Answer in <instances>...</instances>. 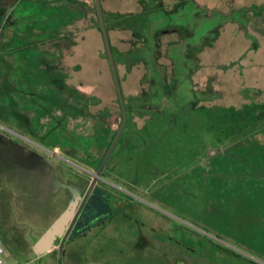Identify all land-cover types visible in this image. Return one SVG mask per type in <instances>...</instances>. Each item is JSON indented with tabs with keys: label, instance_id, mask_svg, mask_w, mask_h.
Returning a JSON list of instances; mask_svg holds the SVG:
<instances>
[{
	"label": "rangeland",
	"instance_id": "obj_1",
	"mask_svg": "<svg viewBox=\"0 0 264 264\" xmlns=\"http://www.w3.org/2000/svg\"><path fill=\"white\" fill-rule=\"evenodd\" d=\"M38 1L43 5L0 0L2 264H264V0H173L169 17L182 26L179 35L190 34L178 50L189 43L190 55L160 54L153 39L152 50L134 40L132 53L117 47L129 112L99 182L115 190L123 211L41 256L35 243L87 189L92 176L86 171L99 169L122 112L105 50L109 82L101 60L97 85L86 71L78 74L88 84L82 89L99 98L93 113L75 116L55 106L61 97L47 86L69 74L56 61L47 79H29L35 64L28 15L43 21L54 7ZM142 2L127 0L120 11H128L129 28L152 32L154 11L141 12ZM92 16L99 25L94 7ZM60 27L48 22L49 39L60 36ZM58 42L42 43L48 52L36 50L35 57L58 59L60 50L50 51ZM98 42L89 32L83 47L95 52ZM204 43L210 46L202 50ZM139 50L148 70L143 95L129 68ZM166 77L178 84L171 96L162 86ZM32 85L40 93H31ZM62 94L82 107L70 89Z\"/></svg>",
	"mask_w": 264,
	"mask_h": 264
},
{
	"label": "crops",
	"instance_id": "obj_2",
	"mask_svg": "<svg viewBox=\"0 0 264 264\" xmlns=\"http://www.w3.org/2000/svg\"><path fill=\"white\" fill-rule=\"evenodd\" d=\"M33 1H35V3L34 4L29 3V7H33V5L36 4L40 6V4L42 3L41 1L39 2L38 0H33ZM43 1L44 3L49 2L54 7L50 9V11L48 10L44 11V15L46 16V18L45 20L39 22L46 23V25L43 24L45 28H47L49 21L54 23L58 22L62 24V27H60L59 29L61 31L60 36H58L59 42L50 49V51L52 52L55 51V49L60 50L61 57H58V59L55 58L56 69L66 70L69 73L68 75H65V78L61 83L65 84L66 86H69V88H74V89L80 88L81 90L83 88V84L81 79L78 80V76H79L78 74L81 73L82 71H86L88 75L91 77V79L95 80L96 83H98L97 81L100 79V77H99L98 69L96 68V64L99 60H101L100 62H103L104 64L103 73L109 82V76L105 67L106 64L102 55L103 50L105 49L104 47L105 41H104L103 33L100 31L99 25L92 23L93 7L95 8L97 20L99 19L96 1L95 0H43ZM142 1L143 2L141 3L142 6L141 12L146 13L148 12V10L154 11L155 26H154V31L152 30V32L150 30L144 31L143 29L136 30L133 28H129L128 25L125 24V19L128 17V11L125 10L120 11V10L122 8V5L127 3V0H112V3L109 0H101L102 2L101 4H103L104 2L106 3L107 9L103 8V13L105 18V23L108 28L109 35L112 41L113 52L117 57V59H119L118 53L116 51L118 46L120 47V52H122V55H124V53L127 54L132 53L131 48L133 45L131 46V43L132 44L134 43L131 42V40H134V42L139 43V47H138L139 49H142L140 45L141 42L142 45H149L147 47L148 49L152 50L155 47V50L160 54L161 53L169 54V55L193 54L194 53V50L192 49L193 46L189 43L186 46L182 47L183 49L182 52L178 50L180 47L179 40L182 38L183 39L187 38L190 34H188L189 31L187 30L188 31L186 34L187 36L179 35L182 26L175 25L172 21V17H169V15H171V12L175 10V4L173 3V0H171V3H166V1L164 0H154L153 2H151L150 0H142ZM136 4L139 5V0H136ZM113 6L115 8L118 7L116 9L117 11L114 10L115 8H113ZM79 20L82 21L84 20L85 22L88 21V24L86 23L85 26H81V25L78 26L76 23L79 22ZM39 22L35 21V13L28 15V23H31L32 25L28 24L26 26V31L28 32L30 37L29 46L30 49L32 48L30 52L31 53L33 52L31 58L28 57V60L29 58L30 60H33L35 64L34 67H37V64L41 63V61H38V58L35 57L36 54H34V52L36 50L39 51V53L40 52L44 53L47 51L43 49V47L40 48L36 46L40 44L39 42L41 40L48 39L49 34H51L50 33L51 31L49 32L41 31L40 28L42 27L40 24H38ZM89 32L96 33L97 37H99L98 49L95 52L91 50L89 51L87 49L85 50L83 47L85 35H87ZM152 39L154 40L153 48H152ZM147 40H150V44L147 43ZM208 46L210 45L204 43L202 50H205V48H207ZM141 51L142 50H139V55H141ZM146 53L147 52H145V54ZM108 63L110 70L112 71L110 62L108 61ZM126 66H127L126 64H123L125 73L127 71ZM159 66L161 69H163L165 65L160 64ZM43 68L41 69L43 70ZM129 68H131L132 70L134 69L136 71V72L134 71L135 74H133L132 76H134V80L136 81L135 84L138 87L139 92L142 93L143 95V93L147 91L146 86H144V84L146 85V78H147L146 75L148 73L147 65L143 63H139L137 65L132 64L130 65ZM118 69L121 71L120 63L118 64ZM185 70L188 69L182 68V70L180 71L184 72ZM112 83H114V79ZM156 84L157 82L155 83V85ZM162 84H163L162 86L165 87L164 89L167 96H171L175 94L176 91L178 90V84H176L175 79H169L166 77L165 83L162 82ZM125 102L127 103L128 106L129 96L126 94H125ZM58 108L64 109L63 107L60 106ZM42 111L44 113V116H50L52 113V109L45 106L42 107ZM130 114H132L131 108H130Z\"/></svg>",
	"mask_w": 264,
	"mask_h": 264
},
{
	"label": "water",
	"instance_id": "obj_3",
	"mask_svg": "<svg viewBox=\"0 0 264 264\" xmlns=\"http://www.w3.org/2000/svg\"><path fill=\"white\" fill-rule=\"evenodd\" d=\"M95 1H96L97 11H98L99 20L101 23V28H102V33H103L106 49L108 52L109 62L111 65V69H112V73L114 76V81H115L117 93L119 96L120 106L122 109V123H121L120 129H119L114 141L112 142L108 152L106 153V155L103 159V162L101 163V165H100V167L96 173V177L93 181L92 187L96 183L97 177L101 176L103 168L106 165L112 151L114 150V148L117 144V141H118L121 133L123 132V130L126 126V122H127L126 104H125V100H124V96H123L122 87L120 84V79H119V75H118V71H117V67H116V63H115V59H114L113 50H112L111 43H110L108 29H107L105 19H104V13H103L102 5H101V0H95ZM107 195H108L107 192L103 189L96 188L94 190V194L90 198L89 203L86 205L85 212L82 214V216H85L86 219L82 223H77L74 226V228H73V230L69 236V239H72V238L78 236L80 233L86 231L88 228H90L93 225L92 224L91 226L85 227V225L87 223H89L95 219H98V221L96 223H99V222L107 219L108 217H110L113 214L111 207L106 202ZM78 199H79V197L76 198L74 201H72L69 204V206L55 219V221L47 228V230L41 235L39 240L35 243L34 251L38 256H41V255L53 250L55 248L56 240L65 234V231L68 228V225L70 224V222L72 221V219L74 217L76 206L78 203ZM74 223H75V220L72 221L71 227L67 230V233L62 240L61 249H62L63 244L66 241L67 236L70 233L71 228L73 227ZM59 264H61V262H59Z\"/></svg>",
	"mask_w": 264,
	"mask_h": 264
},
{
	"label": "trees",
	"instance_id": "obj_4",
	"mask_svg": "<svg viewBox=\"0 0 264 264\" xmlns=\"http://www.w3.org/2000/svg\"><path fill=\"white\" fill-rule=\"evenodd\" d=\"M44 24V23H43ZM43 24H40L41 25V27L42 28H40V30L41 31H45V32H47V29H45V27L43 26ZM45 25H46V23H45ZM99 29H100V31L102 32V28H101V23H100V21H99ZM108 29V28H107ZM52 32V31H51ZM108 33H109V31H108ZM109 38H110V35H109ZM57 41L58 40V37H55V38H51V39H45V40H41L39 43V45H37V47L38 46H40L41 45V43H45V42H49V41ZM110 43H111V47H112V50H113V45H112V41H111V38H110ZM54 47V46H53ZM104 47H105V54H106V57L109 59V57H108V52H107V49H106V45H105V43H104ZM41 48V47H40ZM43 53V52H42ZM113 54H114V52H113ZM137 57H139V58H137ZM37 58V57H36ZM41 58H43V57H38V61H42L40 64H37V67H34L33 66V68H35L33 71H31L30 72V76H29V79H34V78H39V79H44V78H46L47 79V77L50 75H48V71H52L54 68L52 67V66H54V62L53 61H56V60H52V62H50V60L48 61V60H46V58H43L42 60H41ZM114 59H115V63H116V67H117V71H118V75H119V79H120V84H121V87H122V91H123V81H122V78H121V76H120V74H119V69H118V64H119V60L117 59V57L115 56V54H114ZM139 62H141V56L140 55H138V56H135V58L133 59V62L131 63V65L133 64V65H135L136 63L138 64ZM52 64V65H51ZM44 67V68H43ZM56 67V66H55ZM37 68V69H36ZM41 68H43V70L41 69ZM41 69V70H40ZM32 73H33V75H34V77L32 76ZM48 79H50V78H48ZM48 83V82H47ZM82 84H83V87H85V86H87V85H85V83H84V80L82 81ZM114 85H115V81H114V83H113ZM96 85H97V83H96ZM44 86H45V84H44ZM48 89H49V93H50V95L52 96V95H56L57 96V98H60L58 101H55V106L56 107H63L64 109H65V111L68 113V112H70V113H73V115H77V114H83L84 115V113H87V112H89V113H93L92 112V109L91 110H89V108L90 107H92L94 104H95V100H99V98H98V96L97 95H95L94 93H88V92H85L83 89H81L80 90V88H77V89H74V88H69V86H66L65 84H63V83H61V84H59V85H54V84H51V83H49L48 84ZM31 88H33L32 89V92L31 93H33V92H36V94H38V93H40V91H36L37 89L39 90V88H35L33 85L31 86ZM46 88V87H45ZM70 89V93L74 96V98L76 97L78 100H79V104H81L82 105V107L80 106V108H79V105H77L76 103H71V102H68L69 100L67 99V95L66 94H62V93H64V91L66 92L67 90H69ZM115 91H116V95H117V101H118V103L120 104V101H119V96H118V93H117V89H116V85H115ZM47 93H48V91H47ZM123 96H124V100H125V94H124V91H123ZM76 99V100H77ZM61 101V102H60ZM125 104H126V109H127V116H128V112H129V109H128V106H127V103L125 102ZM244 108H248V106L246 105V107H244ZM120 109H121V106H120ZM234 110V109H233ZM86 111V112H85ZM121 112H122V109H121ZM122 118V117H121ZM110 135V133L108 132V130H106V135H105V137L106 138H108V136ZM115 136H116V134L112 137V139H111V142H110V145H109V148H110V146H111V144H112V142H113V140H114V138H115ZM106 142V141H105ZM108 148V149H109ZM108 151V150H107Z\"/></svg>",
	"mask_w": 264,
	"mask_h": 264
},
{
	"label": "flooded vegetation",
	"instance_id": "obj_5",
	"mask_svg": "<svg viewBox=\"0 0 264 264\" xmlns=\"http://www.w3.org/2000/svg\"><path fill=\"white\" fill-rule=\"evenodd\" d=\"M119 131V130H118ZM118 133V132H117ZM117 133H116V135H117ZM121 136H122V133H121V135H120V137H119V139H118V141H117V144H118V142H119V140H120V138H121ZM116 137V136H115ZM115 139V138H114ZM114 141V140H113ZM116 144V145H117ZM116 147V146H115ZM109 150V149H108ZM108 152V151H107ZM113 152V151H112ZM112 154V153H111ZM111 156V155H110ZM110 158V157H109ZM109 160V159H108ZM98 171V170H97ZM88 174H90L91 176H92V179H91V182H90V184L88 185V187H87V189L84 191V192H80L78 195H76L75 196V198L73 199V201L76 199V198H78L79 197V199H78V203H77V206H76V210H75V214H74V217H73V219H72V221L73 220H75V223H74V225H73V227L71 228V231H70V233L68 234V236H67V239L66 240H68L69 239V236H70V234H71V232H72V230H73V228H74V226L77 224V223H82L86 218H85V216H82V214L85 212V207H86V205L89 203V200H90V198L93 196V194H94V190L96 189V188H100V189H103V190H105L106 192H107V198H106V202H107V204L111 207V209H112V211H113V214L110 216V217H108L107 219H105V220H103V221H101V222H99V223H96L97 221H98V219H95V220H93V221H91V222H89V223H87L86 225H85V227H88V226H91L92 224V226L90 227V228H88L87 230H91L92 228H94L95 226H98V225H100V224H103V223H105V222H107L110 218H112V217H114V216H118L119 214H121V212L123 211V208L124 207H119V208H117L116 207V204H117V194H116V192H115V190L114 189H112V187H110V185H103V184H101L100 182H99V179H101V176L103 175L102 173H101V176L100 177H97V181H96V183L93 185V187H92V184H93V181H94V179H95V177H96V173H93V172H89V171H86ZM103 172V171H102ZM102 180V179H101ZM118 193V192H117ZM119 202V201H118ZM72 221L70 222V224L68 225V228L66 229V231H65V234L62 236V237H60V238H58L57 240H56V242H55V245L56 244H58L59 246L61 245V243H62V240H63V238H64V236L66 235V233H67V230L71 227V223H72ZM86 230V231H87ZM86 231H84V232H82V233H80V234H84ZM167 233V232H166ZM79 234V235H80ZM165 236L164 237H166V235L167 234H164ZM189 239V235H188V233H187V237H185V238H183V239H181L180 241H181V244L183 243L184 244V242H185V240H188ZM182 244V245H183Z\"/></svg>",
	"mask_w": 264,
	"mask_h": 264
},
{
	"label": "built area",
	"instance_id": "obj_6",
	"mask_svg": "<svg viewBox=\"0 0 264 264\" xmlns=\"http://www.w3.org/2000/svg\"><path fill=\"white\" fill-rule=\"evenodd\" d=\"M3 254H4V247L2 246V243L0 241V264H2L1 257H2Z\"/></svg>",
	"mask_w": 264,
	"mask_h": 264
}]
</instances>
